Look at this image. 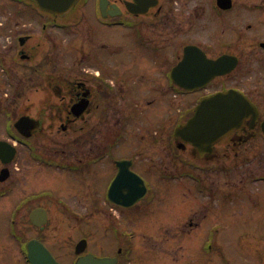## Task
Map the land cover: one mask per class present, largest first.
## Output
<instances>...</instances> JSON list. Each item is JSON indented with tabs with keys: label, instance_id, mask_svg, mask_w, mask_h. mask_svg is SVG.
I'll list each match as a JSON object with an SVG mask.
<instances>
[{
	"label": "flooded vegetation",
	"instance_id": "obj_1",
	"mask_svg": "<svg viewBox=\"0 0 264 264\" xmlns=\"http://www.w3.org/2000/svg\"><path fill=\"white\" fill-rule=\"evenodd\" d=\"M187 3L79 0L58 17L0 0V234L14 248L0 264H32L30 247L56 264H218L219 237L236 233L245 262L264 264V246L251 244L264 235V85L249 83L255 65L244 59L264 63V24L203 31L184 20ZM210 8L232 12L213 0ZM252 30L254 42L240 49ZM190 46L195 64L203 52L237 65L205 85L193 75L178 84L172 72ZM229 90L257 114L210 152L174 136L204 96ZM59 184L67 196L54 193Z\"/></svg>",
	"mask_w": 264,
	"mask_h": 264
},
{
	"label": "water",
	"instance_id": "obj_2",
	"mask_svg": "<svg viewBox=\"0 0 264 264\" xmlns=\"http://www.w3.org/2000/svg\"><path fill=\"white\" fill-rule=\"evenodd\" d=\"M37 5L45 11L53 14H63L68 11L77 0H33ZM218 5L223 9L231 7L230 0H218ZM191 48H187L189 52ZM188 61L191 62L188 56ZM186 58V59H187ZM223 59L216 61L209 60L203 53L199 56V60L195 67L196 74H199L203 81L209 80L216 74L223 72ZM236 61L234 62L235 65ZM179 69V67H178ZM253 105L240 93L229 91L226 93H217L210 97H206L197 106L194 116L188 123L176 130V134H180L186 141L191 142L194 146L208 147L217 141L226 131L236 127L242 119L247 116L253 109ZM264 126V123H263ZM121 176L114 180L112 184L113 192L116 193V188ZM141 197V195L139 196ZM32 264H37L39 261H45L46 264H56L54 259L47 251L44 255L37 253V257H33L32 247L29 248ZM100 261L99 263H101ZM81 261L80 264H82Z\"/></svg>",
	"mask_w": 264,
	"mask_h": 264
},
{
	"label": "rangeland",
	"instance_id": "obj_3",
	"mask_svg": "<svg viewBox=\"0 0 264 264\" xmlns=\"http://www.w3.org/2000/svg\"><path fill=\"white\" fill-rule=\"evenodd\" d=\"M215 1V0H213ZM212 3V0H188L187 7H186V13H185V19L187 20V24H189V20L192 21V24H201L202 30L204 31L208 24H237L240 30H245L244 25L245 24H264V0H235V6L233 8V11L225 16H215V12L210 8V5ZM197 5L198 11L194 12L193 18L189 17V11L190 7H194ZM188 12V13H187ZM5 14V13H4ZM15 19L14 16L11 17V20ZM0 21L2 24H7V17L6 15H1ZM62 21V18H61ZM222 27V25H221ZM220 27V30H221ZM264 27V25H262ZM201 36L203 38H206L204 41H207L211 43V39H207L210 37L209 35H206L205 33H201ZM192 37L191 35H187V40ZM245 41L238 46L242 50H247V45H250V43L254 42L256 36L255 33L252 31H249L244 36ZM245 60H250V63L255 65V69H252L251 76H249V83L251 85L257 84V85H264V63H261L258 68H256V63L254 60L249 56H244ZM246 66L245 62L243 63V68ZM175 102V101H174ZM264 102V100H263ZM175 106H177L176 103H174ZM162 147V145H156L155 148ZM264 166V163H263ZM264 172V170H263ZM105 175L103 176L102 180L99 182H103L107 180L105 178ZM61 183V182H60ZM68 190L66 188H62L61 184H59V189L55 191L54 193L57 195L67 196ZM186 200L180 199V207L182 209L178 208L177 212H184V205L183 203ZM247 209V206L245 207ZM168 212V210H167ZM242 225V224H241ZM3 227V224H0V228ZM4 233L0 234V262L1 263H7L13 260V245L9 244L8 239L3 238ZM236 234H232L229 236H222L219 237L220 245L226 244L225 247L221 249V253L215 257V260L218 262V264H225V260L229 261V264H247L245 262L246 255H249V250H245L243 248L242 243H240L241 238L237 237ZM242 241H246L245 245H247L250 242V238H242ZM260 243L261 246H264V235H258L255 237V239L252 241V245H257V243ZM240 247V248H239ZM201 261H205L202 256H198ZM173 258V255H172Z\"/></svg>",
	"mask_w": 264,
	"mask_h": 264
}]
</instances>
